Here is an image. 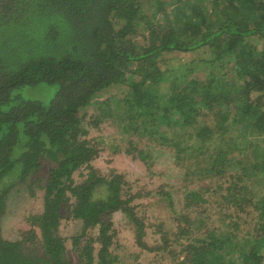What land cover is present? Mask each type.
<instances>
[{"label":"trees","instance_id":"trees-1","mask_svg":"<svg viewBox=\"0 0 264 264\" xmlns=\"http://www.w3.org/2000/svg\"><path fill=\"white\" fill-rule=\"evenodd\" d=\"M192 53L200 58L188 68L172 65ZM201 62L226 73L184 85L173 76L185 69L187 76ZM123 83L131 89L124 111L139 120L132 128H143L142 135L159 133L163 123L177 135L191 132L197 151L217 137L252 151L237 159L222 148L207 171L213 181L239 168L230 174L232 183L217 187L231 205L245 200L254 208L256 232L239 243L234 234L210 231L198 244H186L178 264H264V190L248 198L253 192L244 183L264 176L258 151L264 141V0H0V264H72L67 239L58 233L63 209L83 223L69 242L81 264H119L112 251L117 212L135 226L140 247L167 249L168 237L163 246L146 242L124 175L105 174L91 163L101 152L88 137L92 120L109 111L89 118L81 112ZM232 122L243 127L241 139L231 135ZM171 142L177 153L188 149L180 139ZM137 156L151 157L142 150ZM80 168L87 171L78 183L73 176ZM18 185L32 194L44 190L43 210L4 238L2 217ZM187 197L203 200L198 190Z\"/></svg>","mask_w":264,"mask_h":264},{"label":"rangeland","instance_id":"rangeland-1","mask_svg":"<svg viewBox=\"0 0 264 264\" xmlns=\"http://www.w3.org/2000/svg\"><path fill=\"white\" fill-rule=\"evenodd\" d=\"M145 8L150 12L153 10L148 3ZM199 58V54L196 53L182 54L172 65L177 67L176 69L188 68L190 61H197ZM220 67L219 64L210 67L207 63L201 62L194 65V71L187 76L184 75L187 69L179 70L173 76L178 78L179 84H183V81H188L190 78L208 80L212 72L226 73V70ZM163 90L165 92L169 88ZM130 92L131 89L127 83L112 85L81 112L82 116L89 118L101 114V109L109 111L108 115L99 116L100 121L92 120L94 127H91L88 137L95 138V143L98 144L101 152L91 163L105 174L109 173L110 169H115L124 175L126 181L124 188H127L131 195H135L133 204L136 205L137 213L146 225L144 236L146 242L150 246H163L166 245L163 237H168L169 242L166 250L143 249L137 244L136 233L138 232L135 226L130 225L128 218L121 212H117L113 216L114 227L117 229V244L113 246L112 251L118 257V263L178 264L179 259L184 258L186 244H198L197 242L210 231H216L217 234H234V238L239 243L253 236L256 232L254 213H252L254 208L247 207L245 200L238 206L231 205L221 195L226 193V190L223 188L220 191L217 187V185L226 187L232 183L234 178L231 179L230 174L238 171L239 168L227 172V175L220 172L213 181L208 173L213 165L212 161L217 159L222 148L231 150L232 157L237 159L246 157L252 151L249 149L243 152L240 149H234L232 147L234 142L225 141L219 137L213 140L214 145L208 149L197 151L196 140L190 134L191 132L177 135L172 126L163 123H159V128L156 129V131L159 129V133L153 131L152 134L142 135L145 132L143 128L139 131L132 128L138 125L139 120L132 118L131 112L124 111L123 98ZM236 119L237 122L244 124L239 116ZM241 124L232 122L230 125L231 135L237 140L241 139L240 134L243 132ZM251 137L253 138L254 135ZM177 139H180L182 145L188 148L185 152L177 153L171 146V140ZM260 145L256 147L259 153L264 154V141ZM140 150L150 154L151 157L147 160L141 159L137 156ZM254 158L252 154V159L255 161ZM248 162L250 163L249 160ZM44 170L47 171L48 168L45 166ZM86 171L80 168L73 176L74 180L80 183L82 181L80 172ZM205 173H208V176ZM249 178H245L244 183L253 194L247 193V196L249 198L255 195L256 200L263 194L264 176ZM22 185L16 186L8 199L6 214L1 221L4 238L28 226L27 217L30 214L43 210L44 190L38 188L32 194L26 187H21ZM192 190L201 192L203 200L194 202L188 198L187 194ZM189 204L191 206H188ZM63 212L65 215L58 233L67 239L71 263L81 264L69 242L73 235L80 233L83 223L75 220L66 209H63ZM255 213L257 215V212ZM183 230L187 233L182 232ZM261 249L264 253V247ZM136 253L140 255L135 260Z\"/></svg>","mask_w":264,"mask_h":264}]
</instances>
